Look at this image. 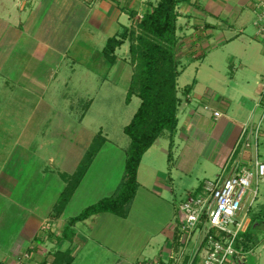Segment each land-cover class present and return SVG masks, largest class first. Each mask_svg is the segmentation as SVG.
Instances as JSON below:
<instances>
[{
    "label": "crops",
    "instance_id": "crops-1",
    "mask_svg": "<svg viewBox=\"0 0 264 264\" xmlns=\"http://www.w3.org/2000/svg\"><path fill=\"white\" fill-rule=\"evenodd\" d=\"M152 1L49 0L48 5L46 0H0V25L9 34H0V42L5 38L11 40L13 38L14 44H20L21 41L18 40L23 36L22 30L25 29L18 27L27 25L28 30V25L34 26L40 14H42L41 19L43 17L46 19L52 14L56 16L53 11L56 5L65 11L63 13L68 12L65 20H71L66 30L72 33L69 41L80 37V33L84 31V39L89 36L95 41L101 40L103 42L101 47L103 45L104 49L110 37L120 34L124 26L131 25L130 18L133 10L139 15L145 13L151 7ZM255 1L184 0L178 5L176 50L181 69L177 79L178 124L173 132L168 131L165 135L164 131L161 134L160 137L162 135L167 137L165 144L158 139L159 141L157 140L143 155L140 166L143 165L144 157L151 159L152 165L156 162V157H161L164 159V167L163 171L158 173L152 170L151 179L148 175L141 179L139 166L134 201L141 193L140 188L142 190L147 188L145 194H142L145 199L158 201L160 198L168 202L177 196L176 178L191 181L194 185L193 191H198L202 184L209 180L210 175L216 177L219 175L229 159L231 161L229 170H231L232 166H241L253 158L256 151L245 147L243 142L239 141L244 124L251 115V123H256L264 105V93L261 87L264 79V37L258 36L256 31L254 36L244 35L248 28L246 23H242L239 29L236 26L247 11L254 14ZM129 9L132 10L131 13ZM216 30L218 34H215ZM238 37L242 41V50L238 51L236 56H231L230 62L229 58L226 60V66L229 65V70H226L223 61L226 55L223 50L230 47ZM84 39L82 43L85 45ZM47 46L44 47L49 48ZM118 48L115 64L118 61L124 62L122 59L126 57L118 53ZM36 52L40 54L38 48ZM4 57L5 55L0 56L1 59ZM238 58L241 62H239V68H236L234 61L239 60ZM106 61L109 62L107 59ZM3 69L1 60L0 72ZM225 77L231 79L230 84L225 83ZM211 84L213 86H210ZM257 103L260 104L259 107L256 106ZM206 104L221 111L223 115L217 118L213 111L203 107ZM107 142L108 139L105 143ZM261 146L263 151L260 149ZM42 147L44 145L40 144V148ZM257 154L258 158L264 161V122L260 128ZM83 155L81 157L79 155L74 161L73 170L68 168L65 161L58 163V160L50 167L49 173L47 165L37 168L34 179L33 176L26 178V181L17 179L18 176L13 169L2 179L0 175V199L14 203L18 207L14 210L15 218H19L15 244H12L10 248L12 252H7L2 264H43L44 261L46 264H59L58 261L55 262L58 251L61 252L60 264H66L68 255L72 257L70 264H143L145 259L168 257L172 253L174 229L173 224H169L172 221V215L158 227L156 232L150 234L147 232L144 243L137 242L138 236L132 232L126 236V240L122 242L123 246L120 247L113 246L108 242V238L98 236L99 233L108 230L103 227L108 221L106 220L104 224L102 222V226L99 220L110 218L108 215L113 214L111 212L94 214L76 222L71 227L70 235L67 238H61L71 218L91 205L85 204L82 208L78 207L79 210H75L74 213L69 211L70 204L76 202L75 205H78L80 201L76 195L86 184L85 175L66 206L61 211L56 208L62 191L69 185V175L78 169ZM48 159L51 163H55V152H51ZM55 165L61 167V173H57L59 171ZM70 170L71 173H68ZM150 181L151 186H149ZM54 184H58L55 189ZM36 185L40 186L37 187L38 190L43 189L39 191V195L33 192ZM48 185L52 186L51 193H57V198L50 208L43 205L41 208L38 201L42 193L47 192ZM21 186L23 194L15 195ZM189 192L191 190L188 194ZM115 194V192L112 193V195ZM147 205L150 204L146 203ZM38 206L42 210H37ZM130 216L131 211L125 217L129 219ZM42 244L45 246L43 247ZM54 246L57 248L55 249ZM50 248L56 251H51L47 255L44 251ZM26 254L29 257H26ZM51 256L53 259L49 262Z\"/></svg>",
    "mask_w": 264,
    "mask_h": 264
},
{
    "label": "rangeland",
    "instance_id": "rangeland-1",
    "mask_svg": "<svg viewBox=\"0 0 264 264\" xmlns=\"http://www.w3.org/2000/svg\"><path fill=\"white\" fill-rule=\"evenodd\" d=\"M158 1L153 0L148 11L152 10ZM46 3L49 5V0L48 2L46 0ZM53 11L56 16L52 14L46 19L44 17L41 19L40 14L34 26L28 25L29 31L26 29L27 25L18 27L25 29L22 30L23 36L18 40L21 41L20 44H14L12 36V40L5 38L0 42V56L5 55L3 59L0 58L4 68L0 72V175L2 179L13 169L18 176L17 179L26 181V178L31 176L34 179L37 168L47 165L49 173L50 167L58 160V163L65 161L68 168L73 170L74 161L79 155L81 157L84 154L78 167L82 164L96 138L99 137L100 140L105 138V141L108 139L95 154L88 169L89 173L85 174L86 184L76 195L80 199L78 205H75L76 202L70 204L69 211L74 213L85 204L96 203L113 192H119L125 180L126 160L131 143L124 128L132 120L141 99L133 95L129 101L127 100L131 77L135 72V64L130 53L131 41L127 39L124 45L118 48L120 55H126L122 59L124 62L118 61L117 64L111 65L103 54L101 40L95 41L89 36L84 39L85 32L82 31L80 37L69 41L72 33L66 31L67 25L71 23L70 19L65 20L68 12L63 13L65 11L56 5ZM131 12L129 9V13ZM143 15L144 13L139 15L135 10L131 13L132 23L126 27L129 31L134 30L135 35L139 34L138 23ZM256 18L255 13L247 11L238 21L236 28L239 29L242 23H246L248 28L243 34L254 36L257 29L254 24ZM4 30L0 25V34L9 35ZM217 31L215 34H218ZM86 33L88 34V27ZM83 39L85 45L82 43ZM241 44L242 41L238 37L230 47L223 50L226 55L223 60L226 70H229L226 60L229 58L230 62L231 56H236L238 51L242 50ZM46 45L49 48H45ZM37 48L42 55L36 52ZM234 62L235 67L239 68L240 59ZM230 81L229 77H225L226 84H230ZM164 133L167 135L168 131ZM165 135L159 137L163 144L167 141ZM40 144L44 147L40 148ZM260 149L263 151V146ZM51 152H55V163L48 159ZM163 161L161 157H156V162L152 165L151 159L144 157L139 170L141 179L147 175L151 179L152 170L156 173L163 171ZM55 168L59 171L57 173L62 172L61 167L55 165ZM71 170L68 173H71ZM77 171L78 169H75L69 175L70 181ZM215 178L216 176H209V180ZM175 183L177 196L168 202L160 198L158 201L145 199L142 194H145L147 188L146 190L140 188L138 198L135 201L132 199L126 205L127 210L131 211L130 218L107 214L110 218L99 221L101 225L107 220L106 225L102 226L108 230L99 233L98 236L108 238L109 243L120 247L131 232L138 236L137 242L144 243L146 233L156 232L171 215L173 217L171 216L172 221L169 224L177 223L180 202L197 191H193L194 185L186 179L176 178ZM54 185V189L58 187V184ZM37 187L40 186L34 187L35 195H39V191L43 190L42 188L38 190ZM47 189L38 201L41 208L43 206L50 208L57 198V193L50 192L53 190L51 185H48ZM22 190L21 186L15 195L23 194ZM62 198L64 199L63 196ZM146 203L150 205L146 206ZM17 208L14 203L0 199V264L5 260L7 252H12L10 248L16 241L19 218H15L14 210ZM41 208L38 206L37 210H42ZM246 212L250 219L248 237L251 236V239L249 238L251 242L247 241L253 249L248 255L247 264H264V180L259 182V193L253 203L249 205V200L245 202L240 217ZM192 247L194 248V242L191 243L187 255L191 253ZM55 249L50 248L44 252L48 255ZM49 258L48 261L51 262L52 256Z\"/></svg>",
    "mask_w": 264,
    "mask_h": 264
},
{
    "label": "trees",
    "instance_id": "trees-1",
    "mask_svg": "<svg viewBox=\"0 0 264 264\" xmlns=\"http://www.w3.org/2000/svg\"><path fill=\"white\" fill-rule=\"evenodd\" d=\"M182 1L184 0H159L152 10L144 13L142 20L138 23L139 34L135 35L134 30L129 31L128 27L124 26L120 34L107 40L103 54L111 64L117 61L116 49L121 47L127 39L131 41L130 53L135 64V72L127 100L129 101L133 95L141 99L132 120L124 128L131 142L126 160L125 180L115 195L87 206L79 215L71 218L61 238H67L70 235L71 227L76 222L94 214L111 212L125 217L128 214L126 205L133 199L137 190V173L143 155L164 131L173 132L176 129L179 104L177 79L181 73L176 53L179 15L177 7ZM104 142L105 138L100 140L99 137L93 141L84 161L62 193L56 207L58 211L66 206ZM248 230L243 236L251 242ZM250 246L247 244V248ZM55 256V262L58 261L60 264L61 252L58 251ZM71 260L72 257L68 255L66 264H70ZM43 264H46V261Z\"/></svg>",
    "mask_w": 264,
    "mask_h": 264
},
{
    "label": "built area",
    "instance_id": "built-area-1",
    "mask_svg": "<svg viewBox=\"0 0 264 264\" xmlns=\"http://www.w3.org/2000/svg\"><path fill=\"white\" fill-rule=\"evenodd\" d=\"M254 13L256 33L264 37V0L254 2ZM261 87L264 93V79ZM204 108L213 111L217 118L223 115L209 104ZM251 119L252 115L242 128L239 142L256 151L253 158L241 166H232L231 170L229 159L214 180L205 181L201 189L180 202L178 221L173 225L172 253L168 257L146 259L144 264H247L253 249L247 248L243 234L250 219L248 212L240 215L245 202L253 203L259 193V182L264 180V161L257 154L264 105L257 123L252 124ZM192 242L194 248L187 255Z\"/></svg>",
    "mask_w": 264,
    "mask_h": 264
}]
</instances>
